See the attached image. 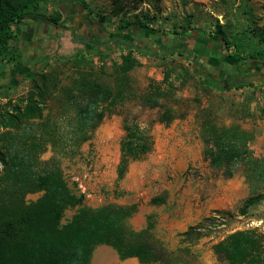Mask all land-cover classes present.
<instances>
[{"label":"rangeland","instance_id":"374dc122","mask_svg":"<svg viewBox=\"0 0 264 264\" xmlns=\"http://www.w3.org/2000/svg\"><path fill=\"white\" fill-rule=\"evenodd\" d=\"M84 2L91 17L99 20L103 16L102 27L107 35L99 44L108 51L103 56L88 53L83 59L52 58L43 63L44 68H40L43 70H39L45 72L43 74L50 73L56 81V89L43 110L44 115L53 119L59 117L64 108L71 110L65 89L80 74L113 87V64L120 61L127 49L117 33L119 16L110 13V0ZM50 11H53L52 2L40 0V14L47 16ZM144 14L145 24L158 32L197 29L207 35L213 34L219 23L224 26L230 43L228 52L235 54L233 36L245 42L240 53L245 58L241 67L247 68L248 73L259 68L256 61L246 65L251 61V52L261 47L248 31L261 25L264 0H138L136 4H128L120 16L132 21L135 16L142 18ZM80 18L74 21L78 26L82 25ZM65 23L70 26V18ZM65 33L67 38L56 53L58 57L70 56L79 47L68 38L70 31ZM79 40H82L80 35ZM15 44L16 40L10 41L11 46ZM220 48L223 50L224 45ZM135 55L140 63L128 73L133 95L106 114L91 138L71 150L73 153L56 156L63 176L73 192L83 195L87 206L136 204L137 210L127 219V226L139 230L148 220L152 221L151 237L161 245L169 264H228L217 258L212 246L235 230L256 228L264 233V199L249 207L245 214L241 212L248 197L264 193V181L259 182L243 164L231 178L212 168L203 155L200 125L204 118L218 125L239 124L253 134L249 143L253 155L264 160V74L253 73L251 85L221 90L205 84L203 74L196 72L189 77L184 72L183 68L193 67L197 54L184 51L182 56L177 53ZM230 60L239 64L235 58ZM12 64L0 56V77ZM260 66L264 69V64ZM172 70V77L177 79L176 88L169 89L171 94L162 101L173 111L172 120L166 124L158 120L164 109L144 106L137 96L143 93L149 79L160 82L164 72ZM229 70L233 72L235 67ZM38 82V76H28L0 84V104H13L22 99ZM126 115L150 129L153 147L142 159L132 161L123 179L117 181L119 143ZM59 121L66 123L64 116ZM53 154L48 145L40 157L46 160ZM40 195L41 192L29 193L26 200L33 201ZM154 197H163V203H155ZM74 211L75 208L67 209L61 222H67ZM196 225L203 228L190 230L185 238L180 235ZM104 246L95 247L91 264H101L102 258L106 259V264H141L136 259L133 262L118 260L115 250Z\"/></svg>","mask_w":264,"mask_h":264},{"label":"trees","instance_id":"16d2710c","mask_svg":"<svg viewBox=\"0 0 264 264\" xmlns=\"http://www.w3.org/2000/svg\"><path fill=\"white\" fill-rule=\"evenodd\" d=\"M78 1L91 13L84 0ZM137 2L110 0V13L119 16L117 33L127 46L120 61L113 64V87L93 80L90 75L80 74L65 89L66 102L71 110L64 108L61 115L53 119L50 115H44L43 110L56 89V81L50 73L43 74L45 72L40 69L24 76H38L39 82L22 99L13 104H0V264H90L93 250L99 245L114 249L119 260L135 257L141 264H169L170 260L161 245L151 237L150 232L154 227L152 221L148 220L146 226L139 230L127 226V219L137 210L136 204H106L99 207L85 205L83 195L76 194L68 186L56 157L73 153L71 150H76L91 138L106 114H110L117 104L133 95L128 73L140 63L135 53H177L180 56L184 51L191 55L197 53L187 47L149 52L131 42L126 35V31L131 29L159 33L145 24V14L142 18L135 16L132 21L120 16L128 4ZM39 7L40 0H0V56L9 63L17 62L22 55L16 26L27 17L42 15ZM60 15L57 12L54 17H50L58 26H62ZM99 21L103 22V16H100ZM223 27L217 23L215 32L207 35L197 29L191 32H166L206 38L217 47L224 45V58H235L238 63L243 62L245 58L240 53L245 42L233 36L235 54L228 52L230 43ZM248 32L261 46L251 52L249 59H264V19L260 26ZM13 40H16L15 46L10 45ZM107 51V47L99 45L90 53L103 56ZM86 55L79 51L60 59H83ZM195 59L190 70L183 68L189 77L196 72L203 74L196 67ZM171 72L173 70L165 71L160 82L149 79L143 93L137 96L144 106L164 109L158 120L166 124L172 120L173 111L162 101L171 94L169 89L176 88L174 83L177 81ZM203 79L205 84L221 90L253 84V81H248L224 86L205 74ZM62 116L66 123L59 121ZM122 129L116 166L117 181L123 179L132 161L142 159L153 147L150 129L136 118L124 116ZM200 134L203 155L212 168L221 171L226 178H231L238 166L243 164L259 182L264 181V160L256 158L249 147L253 139L250 131L236 123L218 125L212 119L204 118ZM48 145L54 154L43 160L40 155ZM34 192H41V195L33 201H27L26 195ZM263 199L264 193L252 194L244 201L242 214ZM153 201L163 203L164 200L163 197H154ZM71 208H75L74 213L67 222L62 223L65 211ZM196 228L201 229L203 226H191L180 235L185 238L190 230ZM212 249L218 259L228 264H263L264 233L256 228L235 230L215 242Z\"/></svg>","mask_w":264,"mask_h":264},{"label":"flooded vegetation","instance_id":"af4514ba","mask_svg":"<svg viewBox=\"0 0 264 264\" xmlns=\"http://www.w3.org/2000/svg\"><path fill=\"white\" fill-rule=\"evenodd\" d=\"M53 4V11H50V15L42 16H30L25 18L19 25L25 26V31L18 36V43L22 51L21 58L14 62L6 72L3 78L14 79L17 76L24 77L25 75L32 74L43 67V63L50 61L52 58H60L57 56V51L62 48L63 39L67 38L65 31L69 30V39L76 42L79 47L71 54H75L79 51L83 53H90L95 47L99 46V41L103 39L107 34L104 33L102 22L91 17L90 12L83 8L78 0H50ZM60 13L59 22H62V26H58L52 22L50 17H54ZM89 12V13H88ZM88 15V17H87ZM79 16H81L82 25H76L74 22ZM70 18V26H67L65 20ZM68 27V28H67ZM82 29V30H81ZM81 30L80 33H78ZM79 35L82 40H79ZM126 35L129 36V40L134 44H137L145 50L152 52L154 50H175L189 46V49L196 50L199 58L195 59V64L198 70L203 74L208 75L219 84H236L245 80L252 81V76L255 74H264V69L261 68V64H264V59L251 60L246 63L251 65L256 63L259 68L255 69L253 73H248L245 70L247 68L241 67L239 64L231 62L224 58L223 50L220 47L214 45V43L206 38H197L193 35H176L174 33L159 32L156 33L152 30H128ZM186 36L190 40H186L183 37ZM179 43L183 45H179ZM211 43V44H209ZM23 44V45H22ZM56 48L52 52L46 54L48 47ZM185 44V45H184ZM70 55V56H71ZM68 57V56H61ZM238 65V66H237ZM235 67V70L231 72L229 67ZM20 68L19 72H14L16 68ZM2 84V83H0Z\"/></svg>","mask_w":264,"mask_h":264},{"label":"crops","instance_id":"0c3cea01","mask_svg":"<svg viewBox=\"0 0 264 264\" xmlns=\"http://www.w3.org/2000/svg\"><path fill=\"white\" fill-rule=\"evenodd\" d=\"M49 2H51L50 0H49ZM50 8V7H49ZM79 17H81V16H79ZM81 19V18H80ZM81 21V20H80ZM22 31H25V26H22V25H19L18 27H16V32H17V34L19 35L20 33H23ZM23 45V44H22ZM56 48V44H54V47H48V49L46 50V54L47 53H50V52H52V50H54ZM9 69V68H8ZM7 69V70H8ZM20 68L18 67V68H16L15 69V71L14 72H19L20 70H19ZM5 71V73L4 74H6V72H9L10 73V71ZM4 76H1L0 77V83H2V85H5V84H8V80L9 79H5V78H3ZM21 78H24V77H22V76H17V77H15L14 79H16V81L18 80V79H21ZM12 80V79H11ZM102 246V245H101ZM104 247H107V245L106 246H104ZM110 249V248H109ZM136 258L135 257H130V258H127V259H124V261L125 260H128V261H131V262H133L134 260H135ZM119 260V259H118ZM137 260V259H136ZM90 264H91V262H90ZM101 264H106V259H104V258H102V260H101Z\"/></svg>","mask_w":264,"mask_h":264}]
</instances>
